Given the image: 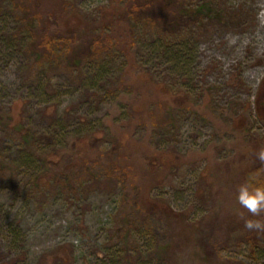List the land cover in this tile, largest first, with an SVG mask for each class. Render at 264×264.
Instances as JSON below:
<instances>
[{"label":"rangeland","instance_id":"obj_1","mask_svg":"<svg viewBox=\"0 0 264 264\" xmlns=\"http://www.w3.org/2000/svg\"><path fill=\"white\" fill-rule=\"evenodd\" d=\"M17 1L42 7L36 22L51 36L71 20L59 0ZM112 1L67 0L89 20ZM185 2L202 11L181 21L178 39L129 20L117 26L132 27L128 56L71 69L59 67V48L39 59L33 37L9 42L15 17L0 9V264H99L112 242L130 251L115 264H264L235 198L250 176L264 182V0ZM76 140L90 158L121 149L125 184L103 161L66 171ZM61 170L75 193L54 179ZM43 172L53 177L40 185ZM135 192L173 214L138 220Z\"/></svg>","mask_w":264,"mask_h":264},{"label":"trees","instance_id":"obj_2","mask_svg":"<svg viewBox=\"0 0 264 264\" xmlns=\"http://www.w3.org/2000/svg\"><path fill=\"white\" fill-rule=\"evenodd\" d=\"M24 1L26 2V0ZM4 3L7 4L5 7H3ZM116 4H119V6L116 7ZM57 5L60 8V12L63 14L65 12L69 15L71 20L62 34L59 32L51 36V34L46 33V30L36 22L35 15L37 14L38 17L40 16L38 11H42L41 6L38 5L39 8H36V5L32 2L33 8H30L17 0L0 1V9L7 8V15L9 14L15 17V24H13L9 42H13V44L16 43L17 45L18 42H21V38L33 37L30 50L36 57L38 56L39 59H47L46 57L49 59V56L53 54L55 49L59 48L57 55L59 58V67L64 66L66 69L76 67L81 61L110 56L113 51H119L125 56H128L131 52L132 45L129 43L128 38L131 37L132 39V34L130 33L133 30L132 27H130L121 34L119 28H117L120 23H126L130 20V23L135 26V22H143L145 28L157 30V32L164 35L163 37H166V39L170 38L176 40L180 37L182 32L180 28L181 21L191 20L197 17L202 11L201 7L195 8L192 4H186L185 0H113L110 6L99 11L100 16L98 19L93 18L89 20L85 16L81 17L77 8L68 3L67 0H59ZM68 7L70 8L68 9ZM41 19L42 18H40V20ZM37 30L41 32L44 31L43 38L37 36L39 34ZM116 32L118 36L115 35ZM111 34L121 38V40H119L120 42L114 40L112 38L114 36ZM166 49H169L167 45L165 47V50ZM104 60L105 59H102L101 61L103 62ZM12 131L16 137H19L20 141L28 137L24 133H21L22 127L19 124H17L16 127L14 126ZM77 142L76 140V143H74V152H72L71 155L72 161L65 167L66 171L71 172L73 176L80 172L83 174L90 170L92 164L103 161L105 164L101 165L105 174L112 176L116 175V178L125 184V179H127L126 175L128 174L127 169H129L130 165L126 164V157L122 154L121 149L117 148V146L112 148V154L111 151H109L102 159L99 157L90 158V150L92 148L88 144L87 147H81ZM29 155L30 154H23V164H30ZM100 169L103 171L102 168ZM61 171L63 175L61 176V174H59L60 177L55 175L54 179L59 183H63L65 188L68 187L72 190L76 188V190H78V185H76L72 179L70 180L68 178L66 171ZM52 177L53 176L47 172H43L40 176V185H45L48 182L50 183ZM202 179L203 178H201V180ZM75 192L76 191L73 190V193ZM131 200L136 211H138V220L140 217L143 218L145 216L160 213L165 214L169 212L173 214L164 203H155L150 201V199H141L139 201V195L136 194V192L132 195ZM126 223L132 224L129 221ZM256 233L257 235L254 236V244L264 246V229L258 230ZM124 247L125 246H122L123 249H120V246L115 242H112L109 246L101 247L99 253L102 255L95 254L99 256L97 257L100 260L99 264H115L118 259L121 260L126 257L129 259V255H126V257L123 255V253L129 254L130 252ZM170 248H172L171 244L167 245L166 243L165 246H160L158 250L166 254L169 252Z\"/></svg>","mask_w":264,"mask_h":264},{"label":"clouds","instance_id":"obj_3","mask_svg":"<svg viewBox=\"0 0 264 264\" xmlns=\"http://www.w3.org/2000/svg\"><path fill=\"white\" fill-rule=\"evenodd\" d=\"M258 159L264 161V150L258 153ZM235 198L238 204L251 214L246 219L245 226L248 229H264V222L256 219L264 213V182H260L256 175L250 176L238 185Z\"/></svg>","mask_w":264,"mask_h":264},{"label":"flooded vegetation","instance_id":"obj_4","mask_svg":"<svg viewBox=\"0 0 264 264\" xmlns=\"http://www.w3.org/2000/svg\"><path fill=\"white\" fill-rule=\"evenodd\" d=\"M262 94H261V99H263V102H261L262 103V108H264V79H263V81H262Z\"/></svg>","mask_w":264,"mask_h":264},{"label":"bare ground","instance_id":"obj_5","mask_svg":"<svg viewBox=\"0 0 264 264\" xmlns=\"http://www.w3.org/2000/svg\"><path fill=\"white\" fill-rule=\"evenodd\" d=\"M263 14H264V10H263V12H262Z\"/></svg>","mask_w":264,"mask_h":264}]
</instances>
